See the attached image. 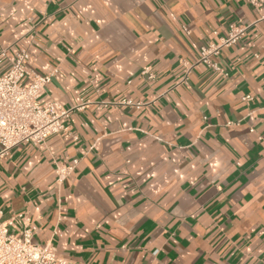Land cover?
<instances>
[{
    "label": "crops",
    "instance_id": "crops-1",
    "mask_svg": "<svg viewBox=\"0 0 264 264\" xmlns=\"http://www.w3.org/2000/svg\"><path fill=\"white\" fill-rule=\"evenodd\" d=\"M258 4L0 0V71L27 49L58 69L49 99L85 104L69 131L0 157V222L74 264H264ZM233 23L251 26L211 57L221 70L198 64Z\"/></svg>",
    "mask_w": 264,
    "mask_h": 264
},
{
    "label": "built area",
    "instance_id": "built-area-1",
    "mask_svg": "<svg viewBox=\"0 0 264 264\" xmlns=\"http://www.w3.org/2000/svg\"><path fill=\"white\" fill-rule=\"evenodd\" d=\"M246 1L255 7L259 5L258 0ZM250 26L231 24L219 43H209L201 48L197 63L220 71L211 57L218 55L223 48L237 44ZM30 59V52L22 48L10 61L9 67L4 72L0 71V157L8 156L11 149L21 144H44L52 135L69 131L64 121L75 109L85 107L82 104L66 109L49 99L46 90L58 69L41 73L30 65ZM6 60L3 51L0 68ZM249 99V95L244 97V100ZM126 102L133 104L131 100ZM135 106L140 107L141 104ZM70 170L60 167L57 172L59 180L65 179ZM12 225V221L0 222V264H74L59 256L55 247L34 244V233L30 227L26 226L20 235H16L11 231Z\"/></svg>",
    "mask_w": 264,
    "mask_h": 264
}]
</instances>
